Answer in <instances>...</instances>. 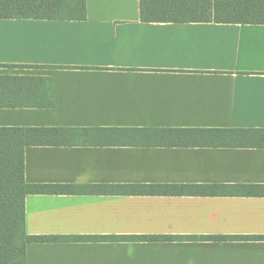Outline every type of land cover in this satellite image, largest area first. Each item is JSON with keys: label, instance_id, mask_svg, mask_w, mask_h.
I'll list each match as a JSON object with an SVG mask.
<instances>
[{"label": "crops", "instance_id": "crops-1", "mask_svg": "<svg viewBox=\"0 0 264 264\" xmlns=\"http://www.w3.org/2000/svg\"><path fill=\"white\" fill-rule=\"evenodd\" d=\"M0 128L24 148L26 264H264V143L169 129H264V24L145 22L140 0L85 19L0 18ZM173 236V241L131 237ZM83 238V239H76Z\"/></svg>", "mask_w": 264, "mask_h": 264}, {"label": "trees", "instance_id": "trees-1", "mask_svg": "<svg viewBox=\"0 0 264 264\" xmlns=\"http://www.w3.org/2000/svg\"><path fill=\"white\" fill-rule=\"evenodd\" d=\"M145 22H215L264 24V0H140ZM35 17L85 19L86 0H0V18ZM5 104H0L3 106ZM50 129L0 128V264H26L29 243L69 240L60 236L30 235L25 227L29 194L63 193L65 186L31 184L25 180L24 148L43 143ZM197 133L201 141L226 139L264 143V129H169ZM83 239V238H76ZM135 241H173V236L131 237ZM207 240H264V236H207Z\"/></svg>", "mask_w": 264, "mask_h": 264}]
</instances>
